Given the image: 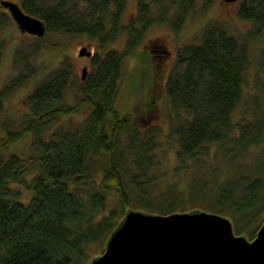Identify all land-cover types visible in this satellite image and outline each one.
Segmentation results:
<instances>
[{"label": "trees", "instance_id": "16d2710c", "mask_svg": "<svg viewBox=\"0 0 264 264\" xmlns=\"http://www.w3.org/2000/svg\"><path fill=\"white\" fill-rule=\"evenodd\" d=\"M19 3L44 21L46 34L34 37L30 52L17 49L20 70L0 89V117L13 90L37 74L32 52L64 47L47 34H86L103 52L93 54L83 81L65 57L35 81L22 121L2 124L0 264H88L105 252L129 210L202 209L229 217L237 235L256 238L264 222V101L258 94L246 98L244 88L250 43L264 34V0H241L239 16L252 23L244 36L211 21L199 42L178 50L166 79L173 110L166 134L157 126L143 131L122 112L120 80L126 57L144 52L136 48L147 30L167 23L178 31L197 0H139L138 13L126 25L121 19L126 0ZM171 9L175 14L169 17ZM6 19L0 18V28ZM122 34L123 50L105 49ZM70 89L74 104L67 102ZM239 105L245 110L236 121ZM84 107L83 121L61 124ZM164 140L175 155L170 168L157 155ZM22 142H28V151L15 148Z\"/></svg>", "mask_w": 264, "mask_h": 264}, {"label": "rangeland", "instance_id": "374dc122", "mask_svg": "<svg viewBox=\"0 0 264 264\" xmlns=\"http://www.w3.org/2000/svg\"><path fill=\"white\" fill-rule=\"evenodd\" d=\"M15 1L20 2L21 0ZM138 1L126 0L121 18L123 24H128L131 18H134L138 13ZM240 2L241 0L234 3H226L224 0H197V7L193 14L187 15L185 22L178 31L172 29L167 23H155L147 30L141 43L136 48L137 51L143 50L144 52H141V54L133 53L126 57L123 77L120 80L124 95L119 102V106H121L120 108L124 114L131 117L135 126L143 131L152 126H157L163 131V134L168 133V129L172 124L173 110L171 113L170 100L166 93V79L174 67L178 50L185 44L199 42L204 27L211 21L222 22L230 33L244 36L245 32L252 28V23L240 18ZM157 8V6L153 8L155 13ZM174 14V10L171 9L169 17ZM6 16V23L0 28V89L10 83L19 73L20 69L17 67L15 60L19 46L30 52L32 50L31 46L35 45V38L23 32L11 15L7 14L0 5V18L5 19ZM46 36L51 41L62 42L64 47L61 51L43 47L38 50V54L34 55L32 52L33 56L30 61L36 68L37 74L31 83L13 90L6 99L0 117V135L3 134L2 124L5 120L18 125L24 118L23 116L28 113L27 95L31 91V87L34 86L35 81L42 80V77L58 67L65 57L71 58L74 75L77 76V80L83 81V68L87 67L89 74L92 70V62L91 56L79 55L81 47L87 46L94 53L103 52L97 39L86 34L66 36L52 32ZM126 39L127 35L122 34L114 42L109 43L105 49L123 50ZM249 54L251 63L247 74H245L244 95L248 98L258 94L264 101V87L262 86L264 83V34L250 43ZM75 79L73 77L72 82ZM67 94V102L74 104L76 100L74 90L70 89ZM84 108L72 116L64 117L61 124L68 126L69 123L77 124L83 121L84 111L87 110V107ZM244 110V107L239 105L235 114L236 121L243 118ZM247 115L252 116L253 113L250 111ZM165 140L157 155L164 162V167L170 168L175 165V155L172 149L173 146L170 145L169 140ZM15 148L18 151H28V142H22L21 145L19 144ZM192 211H202V209ZM99 256H92V260Z\"/></svg>", "mask_w": 264, "mask_h": 264}, {"label": "water", "instance_id": "95a60500", "mask_svg": "<svg viewBox=\"0 0 264 264\" xmlns=\"http://www.w3.org/2000/svg\"><path fill=\"white\" fill-rule=\"evenodd\" d=\"M236 2L238 0H224ZM23 32L42 37L46 25L15 0H0ZM80 56H92L81 47ZM82 78L88 74L83 68ZM90 264H264V222L256 238L237 235L229 217L208 211L155 214L129 210L105 252Z\"/></svg>", "mask_w": 264, "mask_h": 264}, {"label": "flooded vegetation", "instance_id": "af4514ba", "mask_svg": "<svg viewBox=\"0 0 264 264\" xmlns=\"http://www.w3.org/2000/svg\"><path fill=\"white\" fill-rule=\"evenodd\" d=\"M139 2V1H138ZM237 2V1H236ZM226 3H228V2H226ZM230 3H233V2H230ZM3 8V10H5V12H7V14H9L10 13V11L7 9V8H4V7H2ZM11 15V14H10ZM31 36H33V37H36V36H34V35H31ZM94 52V51H93ZM93 56V55H92ZM92 56H91V58H92ZM88 70V69H87ZM87 76H88V74H87ZM85 79V78H84Z\"/></svg>", "mask_w": 264, "mask_h": 264}]
</instances>
